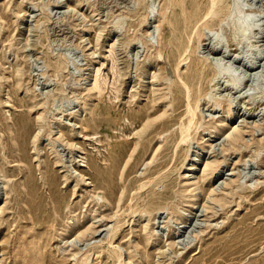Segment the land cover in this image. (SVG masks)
Here are the masks:
<instances>
[{
  "label": "rangeland",
  "instance_id": "obj_1",
  "mask_svg": "<svg viewBox=\"0 0 264 264\" xmlns=\"http://www.w3.org/2000/svg\"><path fill=\"white\" fill-rule=\"evenodd\" d=\"M211 1L0 0V264H264V0Z\"/></svg>",
  "mask_w": 264,
  "mask_h": 264
},
{
  "label": "bare ground",
  "instance_id": "obj_2",
  "mask_svg": "<svg viewBox=\"0 0 264 264\" xmlns=\"http://www.w3.org/2000/svg\"><path fill=\"white\" fill-rule=\"evenodd\" d=\"M223 1V0H222ZM221 2V1H220ZM217 5H218V2H217V0H212L211 1V7L209 8V10H207V17H208V15H211V14H213V13H215V8L217 7ZM171 7V6H170ZM228 7V6H227ZM189 9V8H188ZM191 9V8H190ZM229 9V8H228ZM227 9V10H228ZM224 11V10H223ZM227 12V11H226ZM229 12V11H228ZM223 14V13H222ZM224 15V14H223ZM212 16V15H211ZM210 16V17H211ZM206 17V16H205ZM206 17V18H207ZM205 18V19H206ZM209 18V17H208ZM190 21V20H189ZM220 23V22H219ZM224 23V22H223ZM226 23V22H225ZM226 25H227V27L229 28V30H231V31H233V33H237V35L239 36V38H240V42L242 43L243 41L245 42V41H248V40H250V33L252 32V29L254 28V24H253V22H251L246 16H244L241 12H240V14L238 15V16H236L235 18H233L230 22H227L226 23ZM164 35V34H163ZM188 38V37H187ZM191 40V39H190ZM216 41V44H218L219 43V38L218 37H216V39H215ZM240 43V44H241ZM111 47V46H110ZM189 48V47H188ZM112 50V49H111ZM188 50H190V49H188ZM187 52V51H186ZM184 54V53H183ZM181 59V58H180ZM178 60V59H177ZM176 60V61H177ZM182 61V60H181ZM198 69V68H197ZM175 70V69H174ZM151 71H153V69H148L147 70V72H151ZM219 73H221V72H219ZM151 74H153V73H151ZM197 74H199V73H197ZM218 74V73H217ZM223 74V73H222ZM152 76V75H151ZM222 76V75H221ZM180 80V79H179ZM230 80V82L232 83V84H230L229 86L231 87V89L233 90V89H238L239 87H240V84L242 83V81H240L238 84H233V80H231V79H229ZM99 80H97L96 82H98ZM184 83V82H183ZM190 83V82H189ZM195 83V82H194ZM193 83V84H194ZM95 84V83H94ZM96 85V84H95ZM94 85V86H95ZM116 86V85H115ZM186 88V87H185ZM96 89V88H95ZM98 90V89H97ZM100 90H101V88H100ZM99 91V90H98ZM97 91V92H98ZM101 92V91H100ZM182 92V91H181ZM183 93V92H182ZM185 97H186V95H185ZM195 97V96H194ZM189 97H188V95H187V99H188ZM179 102V101H178ZM189 102V101H188ZM190 105V104H189ZM188 107V106H187ZM186 107V108H187ZM190 108H191V106H190ZM188 109V108H187ZM194 111L192 112V110L191 109H189V113H187V114H189L190 115V117H189V115L187 116V117H189V118H187V120L181 125V127H180V137H181V141H184L185 140V136L188 134L189 135V131L191 130L192 131V129H191V127H192V125H193V123H194ZM144 114V113H143ZM137 117H139V116H137ZM141 117V116H140ZM135 119H137L136 117H134ZM183 118V117H182ZM166 119V118H165ZM143 120V119H142ZM178 120H179V118H178ZM177 120V121H178ZM136 120H134V122H135ZM146 121V120H145ZM134 122H132V124L134 125ZM139 122H141V121H139ZM130 123V122H129ZM136 123V122H135ZM117 124V123H116ZM115 125V124H114ZM119 125H121V124H119ZM119 125H118V127H119ZM129 125H131V124H129ZM164 125H165V123H164ZM128 126V125H127ZM132 126V125H131ZM167 126V125H166ZM151 127V124H149L147 127H146V129H145V133H147V131L148 130H150L149 128ZM154 127V126H153ZM164 127V126H163ZM123 128V127H122ZM124 128H125V126H124ZM130 128V127H129ZM153 129V128H152ZM166 129V128H165ZM116 130V129H115ZM120 130H121V128H120ZM194 130V129H193ZM125 131V130H124ZM127 131V130H126ZM129 131H131L130 129H129ZM153 131V130H152ZM191 133V132H190ZM171 134V133H170ZM186 134V135H185ZM190 136V135H189ZM188 137V136H187ZM173 135H170L169 137H168V139L169 140H173ZM188 139V138H187ZM141 140H143V139H141ZM180 140V139H179ZM144 141V140H143ZM188 141V140H187ZM186 142V141H185ZM117 143V142H116ZM181 143V142H180ZM183 143V142H182ZM140 145V144H139ZM116 147V146H115ZM120 147H121V145H120ZM112 148H114V147H112ZM118 148V147H117ZM114 150H116V149H114ZM112 152H113V150H112ZM112 154V153H111ZM115 154V153H114ZM114 156V155H113ZM119 156V155H118ZM120 157L122 158V156L120 155ZM195 157H197L196 155H195ZM112 159H113V157H111ZM114 158H115V156H114ZM111 159V160H112ZM118 158L116 157L115 158V160L114 161H112V166H111V164H110V166H111V169H110V172L108 173L107 172V174L108 175H114V173H116V172H114V170L116 169V163L115 162H118ZM120 161H122V160H120ZM196 161V159L193 157L192 158V160H190L189 162H191V164L189 163V165L188 166H192L194 163H196L195 162ZM164 162V161H163ZM120 163V162H119ZM158 165V164H157ZM156 165V166H157ZM117 167H118V165H117ZM97 169H99V168H97ZM96 170V169H95ZM106 170V169H105ZM191 169L189 168L187 171H190ZM109 171V170H108ZM118 171V170H117ZM99 174H101V175H103V173L99 170V171H97ZM110 176H108V177H110ZM98 180V179H97ZM118 180H119V178H118ZM99 181V180H98ZM117 182V181H116ZM118 182H120V180L118 181ZM116 183H114L113 181H111V182H109V180H108V183H107V185H103V186H101V188L100 189H102V190H105V188H107L108 190V192H109V194H114V192H115V187L117 186V185H115ZM120 184V183H119ZM118 184V185H119ZM100 185V184H99ZM120 187V186H119ZM197 188H196V190H195V194L192 196V198L194 199L195 197H197L199 194L197 193L198 191H201V187L200 186H196ZM142 189V188H141ZM117 190V189H116ZM116 193V192H115ZM149 195V194H148ZM110 197V196H109ZM115 196H113V198H114ZM56 214V213H55Z\"/></svg>",
  "mask_w": 264,
  "mask_h": 264
}]
</instances>
